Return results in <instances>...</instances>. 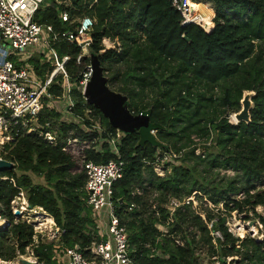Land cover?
<instances>
[{
	"label": "trees",
	"instance_id": "trees-1",
	"mask_svg": "<svg viewBox=\"0 0 264 264\" xmlns=\"http://www.w3.org/2000/svg\"><path fill=\"white\" fill-rule=\"evenodd\" d=\"M192 1L193 9L209 18L214 11L209 32L194 23L181 24L171 0H97L90 8L84 0H71L78 10L49 5L35 19L60 30L67 27L59 17L63 9L71 16H92L90 55L110 74L107 84L127 96L129 110L149 116L147 127L122 132L117 148L123 174L112 186L134 264H200L197 251L202 246L219 264L237 255L241 258L236 264H264V238L240 239L226 225L233 211L257 215L256 206L264 205V0H206L213 10ZM104 37L115 45L99 53ZM55 47L60 56H69L65 69L74 80L90 57L77 60L80 49L67 41ZM30 62L42 78L51 69L36 57ZM51 91L57 94L60 88L54 85ZM244 91L254 93L250 121L232 123L228 115L240 110ZM73 99L80 123H90L84 116L87 107L115 134L116 128L75 90ZM59 119L60 113L46 108L39 115L40 123L48 121L55 131V143L35 133L23 134L9 149L6 158L16 163L15 169L0 174L13 176L16 186L0 181V209L12 222L10 200L17 188L27 190L29 205L42 207L62 229L60 242L76 245L87 255L100 236L86 203L83 161L105 163L115 155L107 143L97 149L96 133ZM70 139L76 141L67 144ZM200 141L204 151L195 154ZM158 147L178 154L164 177L151 167ZM136 188L140 194H133ZM192 195L200 200L206 221L192 209L191 199L185 202ZM171 199L181 204L170 215L166 205ZM131 204L135 207L129 210ZM32 233V227L21 222L0 229V258H13L15 243L24 251ZM176 238L183 240L182 246ZM52 245L39 242L34 247L39 264H58Z\"/></svg>",
	"mask_w": 264,
	"mask_h": 264
},
{
	"label": "built area",
	"instance_id": "built-area-1",
	"mask_svg": "<svg viewBox=\"0 0 264 264\" xmlns=\"http://www.w3.org/2000/svg\"><path fill=\"white\" fill-rule=\"evenodd\" d=\"M190 1L192 0H171L172 6L181 14V24L194 23L209 32L214 26L212 21L214 16L210 17L212 26L208 29L203 20L194 17L195 9L190 5ZM96 2L97 0H84L88 8ZM61 4L69 9H76L72 6L71 0H0V159L13 163L15 169L16 163L7 159L6 155L17 138L23 134L35 133L48 143L56 142V134L50 123L45 121L42 124L39 121V115L45 108L60 113L59 121L79 124L83 131L96 133L94 140L99 142L97 149H100L103 143H107L115 155V158L105 163L83 161L86 203L91 208L100 240L90 244L87 255H84L76 245L64 246L60 242L62 229L56 225L53 217L40 206L31 207L28 203L27 190L17 188L9 203L12 222L0 209V229H5L12 223H26L33 229L32 242L27 244L22 252L15 243L13 258H0V264H24L23 260L39 264L34 254V247L39 242H53V258L58 264H134L130 255L126 226L121 223L112 200L113 183L123 174L124 163L117 148L122 132L117 128L114 135L108 132L94 119L92 109L87 107L84 116L90 123H80L78 115L74 112L73 90L87 103L85 89L92 76L91 61L85 63L77 77L71 80L65 69L69 56H60L55 47L59 41H67L80 49L77 60L81 57H90L89 46L92 43L95 19L88 14L76 13L71 16L67 9H63L59 12V17L67 27L60 30H56L50 23H40L35 19V14L39 10L49 5ZM110 40L108 37L102 39V49L99 53L110 49ZM32 57H36L41 64L51 67L44 78L35 72L30 62ZM54 85L60 88V93L51 91ZM75 141L76 139H70L67 144ZM6 145L9 147L5 148ZM62 150H65V147ZM177 157L178 154L171 150L158 147L151 163L155 175L164 177L170 173ZM3 180H8L16 186L13 176L0 174V181ZM140 193L137 188L133 191V194ZM190 198H186L185 202ZM168 204L166 208L171 215L181 203L171 199ZM132 207L135 205L131 204L128 209ZM48 217L51 220H48ZM156 227L164 231L163 225L157 223ZM174 241L179 246L183 245L180 238ZM155 253L162 256L159 252ZM229 260L232 262L233 259Z\"/></svg>",
	"mask_w": 264,
	"mask_h": 264
},
{
	"label": "water",
	"instance_id": "water-1",
	"mask_svg": "<svg viewBox=\"0 0 264 264\" xmlns=\"http://www.w3.org/2000/svg\"><path fill=\"white\" fill-rule=\"evenodd\" d=\"M92 65V76L85 89V97L88 104L98 109L101 114L108 120V123L119 129L123 133H131L138 131L142 127H147L149 124V116L147 114H133L126 102L127 96L114 91L107 84V77L104 75L103 69L99 64L98 57L94 54L90 55ZM252 91L246 92L240 103L241 108L234 113L237 122L250 121L249 111L252 106ZM13 163L0 159V172L12 170ZM18 214V212L16 213ZM236 263L238 259L233 258ZM24 264H37L23 260Z\"/></svg>",
	"mask_w": 264,
	"mask_h": 264
},
{
	"label": "rangeland",
	"instance_id": "rangeland-1",
	"mask_svg": "<svg viewBox=\"0 0 264 264\" xmlns=\"http://www.w3.org/2000/svg\"><path fill=\"white\" fill-rule=\"evenodd\" d=\"M193 2V1H191ZM195 2V1H194ZM198 3L201 2V3H204L206 6L211 7V4L209 2H207L206 0H198L197 1ZM213 10V8H212ZM214 16V11L211 15V17ZM115 45L114 41L110 40V48H113ZM11 59H13V57H10ZM123 67V66H121ZM104 75L109 78L110 77V74L108 72L104 73ZM73 83V82H72ZM109 87L111 89H113L114 91L116 86L112 85V84H108ZM246 92H250V91H244L243 92V95L246 93ZM150 97V94L148 95ZM149 97L147 98L149 100ZM146 102V101H145ZM232 115H234V113H230L228 115L229 117V120L232 122V123H236V119L234 120L232 118ZM95 117V116H94ZM96 121L100 122L99 121V118H94ZM57 124H54L53 127H56ZM155 133V132H154ZM198 145H197V148L195 150V154H202L203 153V146H199L201 145V141L200 142H197ZM77 168L80 169V164L77 163ZM222 173V172H221ZM228 174H231L230 171L227 172ZM192 200V209L194 208V211L196 213H198L201 218L205 220V212L201 209V202L200 200L196 199L194 195L191 196L190 198ZM169 207H172L171 204H168ZM208 206H212L211 204H208ZM218 207H220V209H222V206L221 204L218 205ZM217 210V209H216ZM256 210V213L257 215L261 216L263 219H264V205H258L256 206L255 208ZM248 215V217H245V215ZM257 215H254L252 212H248V213H238L236 211H233L226 219V225L228 226L229 230L236 236H238L240 239L244 238L245 236H251L252 238L256 239V240H262L264 238V222L260 221L259 220V217ZM241 226H244L245 227V230L243 233H241L240 231H238V228ZM255 227V231H250L251 228L250 227ZM247 228V229H246ZM217 233H214V235H216ZM239 243V242H237ZM239 245V244H238ZM237 245V247H238ZM197 253L199 254V262L200 264H219L217 262V260H213L214 257H209L207 255V248L206 246H202L198 251ZM233 258H236L238 259V261L240 260L241 256L240 255H237V256H229V258L227 257L226 258V264H234L232 263L229 259H233ZM233 261V260H232Z\"/></svg>",
	"mask_w": 264,
	"mask_h": 264
},
{
	"label": "bare ground",
	"instance_id": "bare-ground-1",
	"mask_svg": "<svg viewBox=\"0 0 264 264\" xmlns=\"http://www.w3.org/2000/svg\"><path fill=\"white\" fill-rule=\"evenodd\" d=\"M190 3V5H191V1L189 2ZM198 3V2H197ZM199 3H201V2H199ZM194 17H196V18H200L201 20H203L204 21V25L208 28L209 27V25L211 24V20H210V18L207 16V14L205 13V12H199L197 9H195V11H194ZM232 118L235 120V117H234V115H232ZM239 227V226H238ZM251 228V230L250 231H255V227H250ZM247 229V228H246ZM244 230H245V227L244 226H241V227H239L238 228V231H240L241 233H243L244 232Z\"/></svg>",
	"mask_w": 264,
	"mask_h": 264
}]
</instances>
